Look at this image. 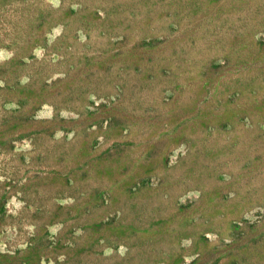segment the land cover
Returning a JSON list of instances; mask_svg holds the SVG:
<instances>
[{
    "label": "rangeland",
    "instance_id": "1",
    "mask_svg": "<svg viewBox=\"0 0 264 264\" xmlns=\"http://www.w3.org/2000/svg\"><path fill=\"white\" fill-rule=\"evenodd\" d=\"M0 264H264V0H0Z\"/></svg>",
    "mask_w": 264,
    "mask_h": 264
}]
</instances>
